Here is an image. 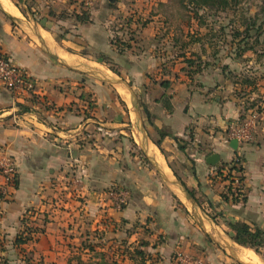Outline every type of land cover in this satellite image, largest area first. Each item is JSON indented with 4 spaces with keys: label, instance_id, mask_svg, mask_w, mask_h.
<instances>
[{
    "label": "crops",
    "instance_id": "1",
    "mask_svg": "<svg viewBox=\"0 0 264 264\" xmlns=\"http://www.w3.org/2000/svg\"><path fill=\"white\" fill-rule=\"evenodd\" d=\"M17 1L0 0V53L38 85L12 95L0 84V162L11 160L16 169V187L0 180L1 238L15 239L24 218L41 226L42 235L24 247L40 264H99L95 256L112 252V242L121 239L131 252L142 235L147 264H175L177 252L205 264L255 259L244 247L226 253V223L264 233V128L250 144L225 143V125L246 113L235 95L246 86L224 75L264 73V52L231 44L224 53L201 37L193 44H201L199 52L184 53L178 64L168 51L152 49L149 24L117 50L113 39L121 32L111 28L108 0L90 8L78 0H21L25 15ZM98 125L116 135H100ZM213 154L219 162L209 166ZM235 160L240 198L225 178L228 168H220ZM74 174L82 178L77 198L62 187ZM109 189L126 193L121 210L103 198ZM82 222L87 245L73 244L82 241ZM124 254L114 256L118 264H136Z\"/></svg>",
    "mask_w": 264,
    "mask_h": 264
},
{
    "label": "rangeland",
    "instance_id": "2",
    "mask_svg": "<svg viewBox=\"0 0 264 264\" xmlns=\"http://www.w3.org/2000/svg\"><path fill=\"white\" fill-rule=\"evenodd\" d=\"M13 3L22 15L27 14L21 0ZM228 4L227 7L218 9L217 6L204 5L201 0H114L109 5L111 14L114 17L111 28L114 32H121V36L114 35L116 37V39H113L115 41L114 46L119 50L126 45L123 42L134 40L130 37L135 36L136 38L138 30L148 28L146 25L149 24L152 34L156 37L152 49L157 53L168 51L169 58L173 57L172 60H175L178 64L180 62L179 57H182L184 53L192 50L199 52L196 45L201 44H193L200 43L201 40L206 45L221 48L224 53L230 49L231 44L236 45L239 51L248 49L253 52H264V0H228ZM260 56L261 58L258 61L262 65L264 64V55ZM182 60L181 62H184ZM237 63H235L234 68H238ZM248 71L251 70L248 69ZM192 72L193 77H196V74L199 73L198 69ZM250 73L247 72L244 75L235 72L227 76L224 75V77H228L233 84L246 86V88L238 89L240 91L236 90L235 95L242 99L245 114L250 110L257 113V138L264 128V85L259 87L255 85L260 83L259 81L263 79L264 73L255 75ZM237 166H240V164L238 163ZM225 172V178L228 181L232 176L240 179L241 175L234 171L229 173L225 170ZM1 175L0 171V180H2ZM233 190V194H237L239 198L242 196L241 193H238L239 189L234 188ZM209 214L210 212L207 213L208 216ZM25 220L31 222L30 219L24 218ZM82 223L79 228L83 231L78 230L83 235L82 241L78 239L73 244L80 245L81 242H84L83 244L87 245L88 240L85 237L88 235L84 236L87 224ZM144 237L143 235L139 237L140 239L136 241L137 246L146 242ZM96 238L101 241L104 239L102 235ZM13 239L9 236L1 238L0 235V262L2 264H4V261L6 264H39L37 261L39 255L36 252L29 250L24 252V249L15 247ZM66 239L67 236L63 238V241L65 242ZM132 245H135V243ZM123 246L121 239H117L112 242L110 247L112 252L117 251L113 253V256L111 255L112 252L108 253L105 249L103 258L97 256L95 258H98L99 264H118L114 256L123 254L125 251V248H122ZM229 246L226 248V253L232 256L243 252L240 246L232 244V240H230ZM74 253L72 252V254ZM148 256H151V254ZM256 256L255 259H251L252 257L241 259L245 264H264V246L257 251ZM150 258L152 260V257ZM153 264L157 263L154 262Z\"/></svg>",
    "mask_w": 264,
    "mask_h": 264
},
{
    "label": "built area",
    "instance_id": "3",
    "mask_svg": "<svg viewBox=\"0 0 264 264\" xmlns=\"http://www.w3.org/2000/svg\"><path fill=\"white\" fill-rule=\"evenodd\" d=\"M85 8H90L93 0H78ZM0 84L12 95L23 93H34L37 88V81L28 72L19 66H16L8 57L0 53ZM95 131L102 136L113 137L115 132H108L100 125L95 127ZM257 134V113L250 110L245 116L236 121H230L225 125L224 137L225 143H235L237 146H243L255 141ZM0 171L6 185L13 187L16 180V169L11 160L0 162ZM239 175V173H238ZM241 178V176H240ZM240 179L231 177L232 188L241 187ZM71 187V189L69 188ZM63 192L70 193L74 198L80 197V188H82V178L77 175H69L62 180ZM69 188V189H68ZM4 194V190H1ZM104 199L109 205L121 210L126 204V193L123 190L109 189L103 193ZM175 264H205L200 259L191 258L179 252L174 254Z\"/></svg>",
    "mask_w": 264,
    "mask_h": 264
},
{
    "label": "trees",
    "instance_id": "4",
    "mask_svg": "<svg viewBox=\"0 0 264 264\" xmlns=\"http://www.w3.org/2000/svg\"><path fill=\"white\" fill-rule=\"evenodd\" d=\"M235 1V0H232ZM201 2L204 5H211V6H217L218 9H223L227 7L228 0H201ZM84 21H87V19H84ZM245 43V42H244ZM127 46L124 45L119 50L122 51V49L126 48ZM239 163L238 160H235L231 163L228 167H220L228 168V172L234 171L236 173L242 174V168L241 166H237ZM240 182L242 179L240 178ZM14 187H16L14 183ZM191 195V193H189ZM192 196V195H191ZM4 199V194L1 193L0 189V202ZM27 221V222H26ZM226 226L229 228L231 234L230 239L238 246L248 248L253 250L255 253L264 246V233L257 228L256 226L252 224H247L245 222H234V223H226ZM43 228L41 226H36L32 222H29L28 220L23 221L22 220V231L19 235H17L14 239L13 245L18 248L24 249L25 246H30L33 243H35L38 239L39 235H42ZM147 244L142 243L137 246L133 251L131 252H125V257L136 264H147L149 261H151L150 256H148L144 251L140 250L141 248L145 247ZM2 251V250H1ZM129 251V250H128ZM25 252V249H24ZM30 253V252H28ZM34 255L33 253H30ZM97 257L103 258L104 254L100 253ZM146 258V259H145ZM2 260V258H1ZM140 260V261H139ZM38 263L40 259L37 260ZM6 264V262H3ZM0 264H2L0 262ZM40 264V263H39ZM152 264V263H150Z\"/></svg>",
    "mask_w": 264,
    "mask_h": 264
},
{
    "label": "water",
    "instance_id": "5",
    "mask_svg": "<svg viewBox=\"0 0 264 264\" xmlns=\"http://www.w3.org/2000/svg\"><path fill=\"white\" fill-rule=\"evenodd\" d=\"M109 2H113L114 0H108ZM22 114L26 113V111H22L21 112ZM219 162V157L215 154L213 155H210L209 157H207L206 159V163L209 165V166H215L217 163ZM187 197L189 199H191V197L187 194Z\"/></svg>",
    "mask_w": 264,
    "mask_h": 264
}]
</instances>
